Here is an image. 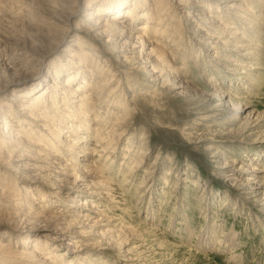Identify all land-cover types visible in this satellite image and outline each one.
<instances>
[{
    "label": "rangeland",
    "instance_id": "1",
    "mask_svg": "<svg viewBox=\"0 0 264 264\" xmlns=\"http://www.w3.org/2000/svg\"><path fill=\"white\" fill-rule=\"evenodd\" d=\"M86 1L100 15L81 10L67 22L74 0H0V264H264L260 202L222 176L254 167L264 185V142L244 114L229 112L245 106L264 119V0H189L185 9L164 0L150 23L140 15L155 0L139 2L132 20L133 0L121 11L122 0ZM197 5L206 6L200 17ZM115 11L131 34L147 25L140 36L163 57L102 53L84 32ZM68 29L60 50L78 49L74 65L53 52ZM53 67L75 93L35 102ZM26 104L32 122L18 107ZM75 180L90 194H78ZM72 198L97 227L73 217L81 211Z\"/></svg>",
    "mask_w": 264,
    "mask_h": 264
},
{
    "label": "bare ground",
    "instance_id": "2",
    "mask_svg": "<svg viewBox=\"0 0 264 264\" xmlns=\"http://www.w3.org/2000/svg\"><path fill=\"white\" fill-rule=\"evenodd\" d=\"M47 1V0H46ZM64 1V0H63ZM142 1V4H143V2H144V4H145V2H146V0H133V3L131 4L132 5V7H131V9L129 10V11H126V13L128 14V16H127V18H128V20H132L134 17H135V15H137V13H136V10H137V7H138V5H139V2H141ZM153 1V0H152ZM176 1V4L175 5H173L174 7L176 6V7H180V8H182V9H185L186 7H188L189 5H187V3L189 2V0H175ZM66 2V1H65ZM69 2V1H68ZM91 2V1H90ZM125 0H122L121 1V5L119 4V6L118 7H116L117 8V10L119 9V11H121V9L123 8L122 6L123 5H126L125 3ZM166 2V1H165ZM171 3H172V1H170ZM219 2V1H218ZM17 3V2H16ZM74 7H75V11H74V13H71V12H69L68 14H69V16H68V18H67V22H72V18H74V17H76V18H81L80 17V14H81V10L83 11V12H87V11H89V12H91V13H88V16H92V13H93V11L95 12V15H97V14H99L98 12H97V10L95 11V10H93V9H89L88 7L89 6H91V4H89L88 3V1H86V0H74ZM115 3V2H114ZM163 3H164V0H155L154 1V3H152V5H153V8H150V10L149 9H147V12L146 13H144L143 15H140V17L141 18H144V20L145 21H147V23H150L151 21H152V19L153 18H156L158 21H160L161 20V17H162V13H163V8L161 7L162 5H163ZM167 3H168V1H167ZM52 4H53V2H52ZM73 5V4H72ZM196 5V4H195ZM103 6H105L107 9L109 8V9H112L111 7H114V6H112V3H107V5H103ZM172 6V7H173ZM232 6V5H231ZM58 7V6H57ZM67 7H68V5H67ZM191 7V6H190ZM239 7V6H238ZM54 8V7H53ZM64 8H65V6H64ZM74 9L73 7H70V9ZM193 9H195L194 10V12H195V14H194V16L195 17H200L201 15H202V12L205 10V8H206V6H203V5H197V6H195V7H192ZM50 9H52V7H50ZM227 9V8H226ZM104 10V9H103ZM236 10V9H235ZM234 10V11H235ZM72 11V10H71ZM150 11H153V15L152 14H150L149 12ZM30 12V11H29ZM54 12V11H53ZM68 12V11H67ZM80 12V13H79ZM118 11H115L112 15H111V17H106V18H102V17H96V21L90 26V27H87V30L84 32V35L85 36H87L88 38H90V40L92 39L94 42H97V41H101V43L100 44H102V48H103V50L104 51H102V53H109L108 51L109 50H112L113 52H115V53H117L118 55H117V57L119 58V50H120V52H122V53H125V52H129V53H133V55L134 54H137V52L136 51H134L135 49H140L139 50V52H138V54L137 55H139V56H141L143 53H144V50L145 49H147V48H150V51H149V53H148V55H146V56H148V59H149V56L151 57V56H153V57H159V56H161V57H163L162 55L164 54V53H162L159 49H158V47L156 48V47H154L153 46V42L151 41V40H148V41H145L144 42V40H143V37H141L140 35H147L148 34V32H150V31H146V28H147V25L146 26H144V27H139V28H136L135 30H134V34H131V33H129V32H127L126 30L128 29V25L126 26V25H124V23L123 22H120L119 21V13H117ZM57 13V12H56ZM59 13V12H58ZM65 13H66V11H65ZM97 13V14H96ZM50 14V13H49ZM54 14V13H53ZM53 14H51L52 16H53ZM67 15V14H66ZM100 15V14H99ZM42 16V15H41ZM153 16V18H151ZM205 16V15H204ZM203 17V16H202ZM209 18V17H208ZM81 20V19H80ZM88 20V19H87ZM74 21V20H73ZM55 25V24H54ZM68 26H69V24H68ZM220 26V25H219ZM225 27V26H224ZM70 28H71V24H70ZM85 28V27H84ZM226 28V27H225ZM221 29V28H220ZM223 29V28H222ZM226 30H227V28H226ZM74 31L76 32V31H78L77 29H74ZM228 31V30H227ZM79 33H82V31L81 30H79L78 31ZM68 33H70L69 32V29L66 31V33L64 34L65 35V38H63L62 40H61V42H59V44L58 45H56V47H55V49L53 50V52L54 53H59V52H62V54H63V52H64V55H62V56H65L66 57V60L64 59V61L67 63V64H72V65H74L75 63L74 62H72L75 58V56L77 55V54H75V51H77L78 49H76V48H74L73 46H71V45H66L67 47H71V48H73V50H71V49H69V48H67L66 46V48H63L62 50H60L62 47H61V45L63 44V42H64V40L66 39V35L68 34ZM74 33V32H73ZM77 33V32H76ZM146 33V34H145ZM224 34V33H223ZM234 34V33H233ZM15 35V34H14ZM134 35H136L135 37H133ZM156 35H157V31L153 34V37H152V39L154 40V39H156ZM12 36V35H11ZM213 36V35H212ZM212 36L211 37H209V38H211V39H214V38H212ZM73 39H74V41H77L78 42V44H82V43H84L83 42V37H81V36H78L77 34H74V36H73ZM103 39H106V40H104L103 41ZM117 39L119 40V39H121V40H124V41H122L123 43L122 44H118L117 42ZM132 40H134L135 41V43L136 44H139L137 47H134L133 48V51H130V50H127V47H129V46H127V44L129 43V41L131 42ZM120 41V40H119ZM204 41V40H203ZM68 42H70V41H68ZM217 42H219L218 40H217ZM133 43V42H132ZM216 43V42H215ZM224 43V42H223ZM110 44H112V45H110ZM118 44V45H117ZM214 44V43H213ZM224 46H225V44H224ZM234 47H235V45H233ZM233 47V48H234ZM101 48V47H100ZM101 48V49H102ZM132 50V49H131ZM78 52H80V53H78V56H82V55H85L84 53H82L81 51H78ZM109 54H111V53H109ZM116 56V55H115ZM117 57H115V59L117 58ZM160 57V58H161ZM57 58V57H56ZM160 58H159V60H160ZM68 59H71L72 61L71 62H69L68 61ZM127 59V58H126ZM126 59H124V62L126 61L127 62V60ZM147 59V58H146ZM155 59V58H154ZM153 59V60H154ZM157 59V58H156ZM151 60V59H150ZM218 60V59H217ZM78 62L79 61H81V60H77ZM149 61L148 60H145V61H143V63H148ZM150 63H152V62H150ZM50 64V63H49ZM128 64V63H127ZM59 67H61V65L59 66ZM153 67H156V65L155 64H153L152 65V68ZM71 69H75V68H71ZM136 69V68H135ZM52 70H53V73H54V77H53V82H52V84H48V87H47V89H48V91H49V89H50V91H51V93L53 94V95H50L49 96V92H47V89L46 90H42L40 93H39V95L35 98V102H38V103H44V105H45V102H44V99H45V97H49V99H48V103L49 104H51V106L52 105H55L56 104V102H57V97H63L62 99L63 100H65V102H67L69 99V95L70 94H72V93H75V90L74 91H70L69 92V89H68V87L66 86V85H60L59 86V83L57 82V76H58V74L60 73V69L59 68H52ZM76 70V69H75ZM80 72H84V74L87 72V71H80ZM76 74L77 73H73L72 75H73V77H75L76 76ZM153 74H157V72L155 73V71H154V73ZM37 76L39 75V73L38 74H36ZM158 77V76H157ZM35 80H36V76H35V78H34ZM156 79V78H155ZM174 83V82H173ZM11 86H12V84H10L9 86L7 85L6 87H9V88H11ZM87 87H88V83H85V82H82L81 83V88H86L87 89ZM64 88V89H63ZM65 88H67V89H65ZM12 90H14V89H12ZM30 90V89H29ZM77 90V89H76ZM27 94H29V91H25V90H23L22 92H21V94L18 96V97H26V95ZM218 94H219V92H218ZM82 98L84 97L83 95L81 96ZM223 97V99L225 100V101H227L226 103L227 104H229V100H226V98H228L227 97V95H224V94H222L221 95V98ZM15 99V98H14ZM17 99V98H16ZM80 100H82L81 98H80ZM79 100V101H80ZM13 101V100H12ZM16 102H19V103H21V102H24L23 100H16ZM26 102V101H25ZM64 102V101H63ZM2 104V103H1ZM19 108H20V110L23 112H26V114H27V119L28 120H30L31 122H32V120H31V116L33 117V109H31L30 108V106L29 105H19L18 106ZM233 107H235V106H233ZM233 107H231L230 109H229V112L233 115V116H237V117H239L240 118V116H242L243 114H244V116H245V118H247V119H249V121H251V125H252V128L253 129H255V131H257V132H255V137L258 139V140H260L261 141V143H263L264 141V119H262V120H260L258 117H255L254 118V113L253 112H248V113H246L247 112V110H248V107H245V106H236L235 108H233ZM79 108H81L80 107V104H79ZM228 110V109H227ZM230 113H229V115H230ZM21 117V116H20ZM36 118V117H35ZM39 118V117H38ZM38 120V119H37ZM41 121V120H40ZM11 122V121H10ZM36 122V121H35ZM13 123V122H12ZM37 123V122H36ZM44 123V122H43ZM45 124V123H44ZM43 124V125H44ZM37 126V125H36ZM39 126V125H38ZM40 126H42V124L40 125ZM19 127V126H18ZM42 128H45V127H43L42 126ZM261 128H263V130H261ZM53 130V129H52ZM51 131V130H50ZM55 131V130H54ZM54 134V133H53ZM43 136V135H42ZM60 136V134H57V137H59ZM251 136H253V135H251ZM8 139H10V137L8 138ZM65 142V141H64ZM28 143V142H27ZM68 143V142H67ZM70 143V142H69ZM251 144H253V145H256L257 143L253 140L252 141V143ZM28 145H31V144H28ZM42 150V149H41ZM44 150V149H43ZM28 151V150H27ZM45 151V150H44ZM29 152H31V151H29ZM33 162V161H32ZM18 167V166H17ZM242 166H239L237 169H232V171H226L225 173H224V175H222L223 176V178H224V180L225 181H228V182H232L233 184H234V188H236V187H238V186H243V190H246V191H249L248 193H246L247 195H252L251 197L254 199V200H252V201H255V202H260L259 203V205L261 206V209H262V212H263V214H264V185H260L259 184V182L257 181V179H258V173L260 172V170H258V169H255L254 167H252L251 169H249V170H244V169H242L241 168ZM14 168V167H13ZM34 168V167H33ZM226 168V165L224 164V166H222V169H225ZM249 168V167H248ZM23 169V168H22ZM25 169V168H24ZM12 170V169H11ZM235 170V171H234ZM261 171H263V170H261ZM236 172V173H235ZM237 172L238 173H242V174H246L248 177L246 178V179H243L239 174H237ZM19 174V173H18ZM23 175H24V173H23ZM27 176H28V173H27ZM87 176H88V174H87ZM25 178V177H24ZM74 185L76 186V190L78 189L79 191H77L78 192V194L79 193H83L84 192V194L86 193L85 191L88 189V186L86 187V183H84V182H82V181H80V180H75L74 181ZM62 187V186H61ZM86 194H90L89 192L88 193H86ZM91 194H94V195H96V193H95V190H94V193H91ZM99 194V193H98ZM247 197V196H246ZM248 199V198H247ZM69 202H70V206L71 207H77L78 206V209L80 208V205H77L76 203H78V201L77 200H75L74 198H72V199H70L69 200ZM86 202H83L82 204H81V209H79V211H81L80 213H82V214H78V215H74L73 217H76L79 221H82V222H86L87 224H90V226L91 225H94V226H96L98 223H96V214L95 213H92V211H87V209H86ZM35 208H36V206H35ZM29 213V212H28ZM38 213H40V212H38ZM262 214V213H261ZM71 215V214H70ZM92 215V216H91ZM42 216V215H41ZM39 217V216H38ZM38 221L39 220H35L34 221V219H32V221H31V223H38ZM85 223V224H86ZM89 226V225H88ZM93 226V227H94ZM92 227V228H93ZM97 227V226H96ZM91 228V227H90ZM25 246V245H24ZM19 253V252H18ZM1 254V253H0ZM49 254H51V252H48L47 253V255H48V258H50V255ZM21 255H24V258H31L33 255H34V252L32 251H30L29 253H26V254H22L21 253ZM1 256V255H0ZM28 256V257H27Z\"/></svg>",
    "mask_w": 264,
    "mask_h": 264
}]
</instances>
